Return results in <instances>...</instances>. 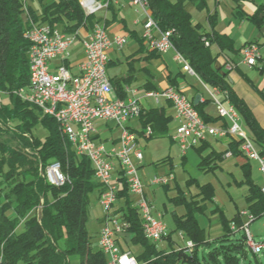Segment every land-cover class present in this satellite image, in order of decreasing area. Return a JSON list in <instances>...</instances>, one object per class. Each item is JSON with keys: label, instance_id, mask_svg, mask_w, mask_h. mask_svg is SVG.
Returning <instances> with one entry per match:
<instances>
[{"label": "trees", "instance_id": "trees-1", "mask_svg": "<svg viewBox=\"0 0 264 264\" xmlns=\"http://www.w3.org/2000/svg\"><path fill=\"white\" fill-rule=\"evenodd\" d=\"M145 1L158 28L173 31L171 41L175 50L188 61L203 84L219 89L236 108L250 138L264 154V128L234 91L230 71L224 72L226 65L218 69L220 55L211 50L217 44L222 51H233L231 40L214 31L215 15L209 17L213 31L206 32L193 22L187 8L192 3L203 10L207 0ZM36 3L40 14L33 7ZM250 20L262 23L261 10ZM32 24H47L75 34L82 28L91 29L95 16L85 14L80 0H0V264H107L88 229L91 197L94 193L100 197L103 191L90 161L77 156L54 118L43 115L16 94L30 86V45L25 33ZM171 86L178 88L175 83ZM191 101L194 105V98ZM194 107L207 124L217 126L215 120L204 114L202 104ZM146 116V123L153 127L152 137L168 122L159 109L149 111ZM219 120L221 125L217 127L228 126L225 120ZM38 125L47 131L44 140L34 135ZM5 135L11 136L16 145L4 141ZM229 139L233 155H242L240 141ZM53 163L60 165L67 179L59 188L51 186L42 176V170ZM207 164L210 163L203 159L201 169ZM121 183L123 190L117 196L126 198L123 218L129 224L127 233L133 236L131 243L143 248L142 253L134 254L139 264H264V256L253 254L246 236L236 237L226 220L225 234L212 242L206 241L193 216V203L187 204L186 215L176 217L173 231L194 242L193 254L174 248L173 232L165 238L167 248L158 247L145 238L140 213L132 207L125 178ZM245 184L249 188L245 197L247 210L258 219L264 216L262 188L250 178ZM206 199L213 201L212 196ZM204 248L209 251H201Z\"/></svg>", "mask_w": 264, "mask_h": 264}, {"label": "built area", "instance_id": "built-area-1", "mask_svg": "<svg viewBox=\"0 0 264 264\" xmlns=\"http://www.w3.org/2000/svg\"><path fill=\"white\" fill-rule=\"evenodd\" d=\"M126 3L138 7L148 16L144 24L143 39L149 49L160 54L174 51L175 60L183 65V70L196 77L188 61L175 50L171 41L173 31L163 32L158 28L148 13L145 0H80V5L87 16H94L100 11ZM82 31L86 32L82 28L75 34H67L47 24H32L25 33V39L30 45L28 52L30 81L31 85L37 88V95L28 97L23 96V92L16 94L23 101L38 108L43 115L54 118L74 147L77 156L90 161L95 178L103 187L99 202L106 220L99 234L98 248L106 256L107 264H138L130 252L121 249L117 240L119 235L126 232L129 225L120 223L117 217L111 214L118 193L114 179L115 162L118 163L130 192L136 197V207L141 215L145 238L153 244H158L168 237L169 231L161 215L154 214L145 196V186L139 174V166L135 162L143 161V150L139 146L137 135L127 127L129 121L141 116L142 108L134 98L114 97L107 74L110 51L122 49L128 40L124 36H110L104 24H95L94 28L87 32L86 37L81 38L84 57L79 63L78 75H72L66 66L59 67L53 74L50 69L51 63L55 60L69 59L70 48L80 39ZM241 55L245 65L251 68L258 67L259 62L263 60L264 44L250 43L241 50ZM227 69L231 70V67L227 66ZM127 92L135 93L131 89ZM215 92L216 94L212 95L213 103L219 118L228 123L227 127L207 124L192 101L178 88L170 86L163 91H150L147 97L157 102L165 99L172 103L175 118L179 123L175 140L183 156L191 148L207 141L209 137L233 138L240 141L242 154L249 160L257 161L264 173V154L243 128L240 114L229 102L217 98V94L222 93L219 89L216 88ZM98 120L112 122L121 130L118 144L107 147L97 142L95 122ZM144 135L147 138L152 137V128L146 127ZM226 156H231V153ZM42 176L51 186L57 188L62 187L67 181L58 163H53L42 170ZM173 180V175L156 176L150 184L167 186ZM249 224H244L241 230L246 235L247 246L254 254H259L264 249V243L254 241ZM231 228L235 230L236 226L233 224ZM179 250L192 255L195 244L188 241L186 246Z\"/></svg>", "mask_w": 264, "mask_h": 264}, {"label": "crops", "instance_id": "crops-1", "mask_svg": "<svg viewBox=\"0 0 264 264\" xmlns=\"http://www.w3.org/2000/svg\"><path fill=\"white\" fill-rule=\"evenodd\" d=\"M209 1L211 0L206 1V6L208 5ZM212 1L215 3V7L211 11L209 17L211 15L216 16V25L214 26V31L219 35L225 36L231 40L233 51L229 49L222 51L217 44H213L211 46V50L213 51V53L220 55L217 64H219L221 67H224V63L226 62H233L236 65L235 69L230 71L229 73V78L233 83L234 91L236 92L238 97L241 98L247 104L260 126L264 128V55L263 60L259 62L258 67L254 68L245 65L243 63L241 55V50L243 49V47L250 43L264 44V0H233V20L224 30L219 29L217 24V8L223 0ZM259 10H261L262 12L263 22L256 23L251 21L250 19ZM103 11L105 12V19L104 21H102V24L105 25L108 34L110 36H124L128 40L127 44L122 49H113L110 51V61L107 69V74L114 91V97L120 99L134 98L139 102L142 108L141 116L137 119L129 121L127 127L131 132L137 135L138 142L140 140H144L146 143H148L157 139H164L168 142L166 143L167 145H165L164 147L161 146L163 148L162 150H165V153H167V156L160 162H151L150 157L148 155L146 156L144 152L143 161L141 163L135 161L139 166V174L141 173L140 177L145 185L146 196L151 202V204H153L151 196L155 195V192L153 191L151 194L150 191V188L154 186L150 185L151 174L148 170L149 166L152 165L153 168L156 169V172L162 166L167 165L169 167V173L165 176L173 175L174 180L171 181L168 186L162 187L166 188L165 191L167 192L171 190V185L176 182L173 158L170 154L174 147H177L179 152L181 151L179 144L175 140L176 130L179 123L175 118V109L172 103L165 99H160L159 102H157L154 99L147 97V93L150 91H163L169 86H171L172 83H175L177 87L189 99H195L196 96L199 95V103L203 105L202 109L204 114L208 118L215 120L216 122L214 124L219 126L221 125V121L219 120L217 108L212 100V95L214 93L216 94V88H211L203 84L197 77L186 73L183 70V65L175 60L174 51H169L168 53L160 54L149 49L145 40L143 39L144 24L148 18V16L146 15V13H144L143 10L133 5H130L129 3H126L121 6H115L113 7V9ZM209 17L208 26L206 28H203V26L198 23L206 32L213 31ZM129 42H132V44H130ZM238 42L240 43L239 46ZM74 43L70 48V57L67 61L55 60L51 63L50 69L53 74L57 72V69L59 67L66 66V68L70 71L72 75H78L79 63L84 57V48L82 42H80L82 54H80L78 58L75 57L76 60L72 62L70 58L73 55H76L77 53V50L74 48ZM126 46L128 47V51L127 54L124 55L123 52ZM121 55H123V57H121ZM120 67H123L124 70H120V72L117 73L114 72L115 69L117 70ZM224 72H228L226 66L224 67ZM128 89L134 90L135 93L132 94L130 92H127ZM119 95H122L123 97H119ZM217 98L220 101H223L224 94H217ZM153 109H159L164 115V117L168 119V122L164 127H162V130H158V133H156L153 137L147 138L144 135V129L146 127H151L153 130V127L150 123H146V114ZM105 123L106 127H108L109 129V133H113V127H110L109 125L112 124L114 125V127H116V125L112 122ZM96 130L97 142H101L107 147L118 144L121 132L120 135L117 137L111 134V136H109L107 139H103V131L100 128L98 129L97 127ZM228 151H230L229 138L209 137L207 141L203 142L199 147L190 149L185 156H182L181 154V163L183 164V166H185L191 158H197L199 160L198 168L204 171L205 173L214 172L218 169L223 170L224 167H235L236 169H239L242 172L243 183H245L247 178H250L255 185L260 188H263L264 183L262 182L263 184H261L254 179V163H257L258 171L263 173L260 170L259 163L254 160H248L242 155H232L228 157H223L221 159L216 158L217 155H224ZM203 159H207V163L210 164H207L204 169H201L200 165ZM115 165L116 168L114 171V179L119 191L123 190V186L121 183L122 174L120 172L118 163L115 162ZM212 166H214V168H212ZM189 183L195 184L197 186V192H195V194L183 193L176 185L172 188L178 193L177 197L169 199L170 203L174 206V210L171 212L172 221L176 229V217L186 215L189 212L187 204L193 203V205L191 206L193 207V216L196 219L199 228L203 231L202 236L205 238L204 230L201 228L196 214H204L208 212L206 203H213V201H209L206 198L208 196H214V187L211 183L201 185L198 181L192 180ZM92 197L96 199V205L90 209V213L94 221L99 226V232L96 237L94 236V242H96V245L98 247L99 234L105 224L106 219L103 209L99 202V194L94 193ZM129 199L132 202V207H135L136 197L130 192V190ZM125 203L126 198L120 197L118 198L113 209V214L116 215V217H118L120 221L124 220L123 210L125 209ZM175 208H182V214H179L178 210ZM167 209V206L164 205L163 210L167 211ZM163 210L155 208L156 214L161 215L162 217H164L165 214ZM212 212L217 213L219 215L218 219L221 225V229L223 231V234L221 236L225 234L223 225L224 220L231 223V225L234 223L240 225L244 222V217H240L239 212H237L235 216L230 220L219 208L214 209ZM179 233L182 237L188 239L185 234L181 232ZM132 238L133 236L128 234L126 230V232L119 235L117 239L122 249L129 251L123 248L122 243L123 241H125L127 244L131 243ZM171 240L173 241L172 236ZM167 244V241L162 243V248H167Z\"/></svg>", "mask_w": 264, "mask_h": 264}, {"label": "rangeland", "instance_id": "rangeland-1", "mask_svg": "<svg viewBox=\"0 0 264 264\" xmlns=\"http://www.w3.org/2000/svg\"><path fill=\"white\" fill-rule=\"evenodd\" d=\"M232 1L233 0H223L222 3L217 8L218 9L217 10V12H218L217 13V24H218L219 29L224 30L233 20ZM257 1H260V0H257ZM33 5H34L33 7H34L35 11L37 12V14H40L39 5L37 3L33 4ZM214 7H215V3L212 0L208 2V5L203 10L198 9L192 3L188 4V6H187L189 12L192 15L193 22L194 23H200L203 26V28H206L208 26V17L210 15L211 11L214 9ZM94 16H95V24H102V21H104V19H105V12L100 11V12L96 13V15H94ZM134 16H135V14H134ZM95 24H94V26H95ZM94 26H92L91 29H85L86 32L82 31L80 33V39H78L74 43V48L77 50V53H76V55H73L70 58V60L72 62H74L76 60V58H78L80 56V54H82V49H81V44H80L81 38L86 37L87 32H90V30H92V28H94ZM129 43L132 44V42H129ZM239 45H240V43L238 42V46ZM127 51H128V47L126 46V48L123 52L124 55L127 54ZM121 57H123V55H121ZM224 64L226 65V67L227 66L231 67V70H228V71H232L236 67V65L233 62H226ZM120 70H124V68L120 67L117 70L115 69L114 72L117 73V72H120ZM114 72H112V73H114ZM196 77H197V75H196ZM223 102H229V100H225V97H224ZM105 124L106 123L104 121L95 122V126L98 129L100 128L104 133V135L102 136L103 139H107L109 136H111V134L113 136H116V137L120 135L121 131L118 127H114V125L110 124L109 126L113 127V130H112L113 133L110 134L108 131L109 129H108V127H106ZM243 128L246 130V132L249 135L248 129L245 128V126H243ZM34 135L36 137H38L39 139L44 140L47 136V131L42 127V125H38L34 129ZM3 140L7 141L12 146L16 145V142L13 141L11 136H9V135L3 136ZM166 143H168V142H167V140H164V139H157V140L150 141L148 143H146L144 140H140L139 146L143 150L145 155L146 156L148 155L150 157L151 162L153 161V163H157V162H160L161 160L165 159L167 156V153H165V150H162L163 149L162 147L167 145ZM199 146H196L194 148H197ZM239 149H240V146H239ZM229 153H231V156L233 155V153L231 151H228L224 154V157H228L226 155ZM170 155L173 158L174 173L176 176V182L171 185V190L166 192L165 191L166 188H162L164 186L151 187L150 188L151 194L153 191L155 192V195L151 196V199H152V202L154 205L151 204V202L148 200L146 193H145V196H146L147 200L150 202L155 215H157L155 212V208L163 210L164 205L167 206V208H168L167 211L163 210L165 213L164 217H162V216L161 217H162L163 221L165 222V224L167 225L168 231L172 232L175 230V226L173 224L172 214H171V212L174 210V206H173V204L170 203L169 199L173 198V197H177L178 193H177V191L173 190L172 188L176 185V186H178L180 191L183 193L195 194V192H197V186L195 184L189 183L192 180V181H198L201 185L211 183L212 186L214 187L213 203H211V202L206 203L207 208H208V212L204 213V214L203 213H197L196 214L197 218L199 220V224H200L201 228L204 230L206 241L212 242L215 239L219 238L223 234V231L221 229V225H220V222L218 219L219 215L217 213L212 212L214 209L219 208L229 220L232 219L237 212L240 213L239 214L240 217H244V222L242 224L238 225L237 223H234V225L236 226L235 230H232V228H231L233 224L230 225L231 231L236 235V237H240L243 234L245 235L244 231L241 230V227L246 223H250L249 229H250V233L252 234V236L254 238V241L256 243H264V216L256 219L247 210L248 205H247L245 196L249 192V188H248L247 184L243 183V181H242L243 175L239 169H236L235 167H233V168H235V169H233L229 166L230 168L224 167V169H223V167H222L223 170L218 169L214 172L205 173L204 171H202L198 168L199 160L197 158H194V159L189 158L190 160L187 163V165L183 166V164L181 163V152H179L177 147H174L172 149V152ZM242 156H244V155L242 154ZM253 167H254V170H253L254 179L256 181H258L259 183L263 184L264 183V173H261L258 171L257 163H254ZM148 170L151 174L150 180H152L153 178L156 177V175H159V176L167 175L169 173L170 169L166 165V166H162L156 172V169H154L153 166L151 165V166H149ZM151 186H153V185H151ZM263 189H264V187L262 188V192H263ZM117 200H118V196H117ZM95 205H96V199L91 197L90 209L93 208ZM135 208L137 209L136 204H135ZM113 209H114V207H113ZM113 209H112L111 214L116 217V215L113 214ZM175 209L178 210L179 214H182V212H183L182 208H175ZM244 210H246V211H244ZM90 215H91V213H90ZM250 217H252V219ZM140 218H141V215H140ZM117 219H118V217H117ZM91 220H92V222H91ZM118 220L120 223H127L124 220L123 221H120V219H118ZM88 229H89L91 235H93V237L94 236L96 237V235L99 232V226L94 221L92 215L90 216V223L88 225ZM170 232H169V234H170ZM172 238H173V241L175 243L174 248L176 250H179V248H184L186 246V243L188 241H191L187 238L182 237L179 232H173ZM164 242H166V240H163L160 243H158L157 244L158 247L162 248L163 247L162 243H164ZM118 244H120V243L118 242ZM122 245H123V248L129 250L126 252H130L134 257H135V255H139L143 251V248L140 245H136L134 243L127 244L125 241H123ZM201 251L207 253L209 251V249L204 248ZM263 251H264V249L259 254H255V255H260L261 257H263L264 256ZM251 252H252V250H251ZM138 264H139V262H138Z\"/></svg>", "mask_w": 264, "mask_h": 264}, {"label": "bare ground", "instance_id": "bare-ground-1", "mask_svg": "<svg viewBox=\"0 0 264 264\" xmlns=\"http://www.w3.org/2000/svg\"><path fill=\"white\" fill-rule=\"evenodd\" d=\"M21 92H23V96L35 97L37 95V88H34L31 85V81H30V86L27 87L26 89H23ZM60 129L62 131V134L64 135L62 128H60Z\"/></svg>", "mask_w": 264, "mask_h": 264}, {"label": "water", "instance_id": "water-1", "mask_svg": "<svg viewBox=\"0 0 264 264\" xmlns=\"http://www.w3.org/2000/svg\"><path fill=\"white\" fill-rule=\"evenodd\" d=\"M217 66H218V69L221 68V67L219 66V64H217ZM199 102H200V96L198 95V96H196V98L194 99V105H198ZM40 212H41V210H40Z\"/></svg>", "mask_w": 264, "mask_h": 264}]
</instances>
